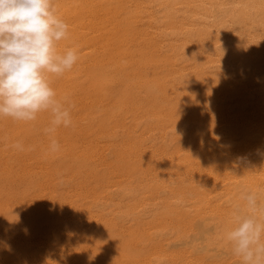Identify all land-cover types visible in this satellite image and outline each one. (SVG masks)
Here are the masks:
<instances>
[{
	"label": "bare ground",
	"instance_id": "obj_1",
	"mask_svg": "<svg viewBox=\"0 0 264 264\" xmlns=\"http://www.w3.org/2000/svg\"><path fill=\"white\" fill-rule=\"evenodd\" d=\"M54 5L72 125L0 119V264H239L219 229L264 192V0Z\"/></svg>",
	"mask_w": 264,
	"mask_h": 264
},
{
	"label": "clouds",
	"instance_id": "obj_2",
	"mask_svg": "<svg viewBox=\"0 0 264 264\" xmlns=\"http://www.w3.org/2000/svg\"><path fill=\"white\" fill-rule=\"evenodd\" d=\"M69 25L57 14L54 0H0V119L35 121L48 113L52 135L72 125L74 105L57 96L49 77L70 71L78 61L71 47L58 51ZM13 147L23 150L17 141ZM50 151L60 145L50 140ZM233 207L232 225L220 227V240L239 264H264V192L244 188ZM156 264H163L157 260Z\"/></svg>",
	"mask_w": 264,
	"mask_h": 264
},
{
	"label": "rangeland",
	"instance_id": "obj_3",
	"mask_svg": "<svg viewBox=\"0 0 264 264\" xmlns=\"http://www.w3.org/2000/svg\"><path fill=\"white\" fill-rule=\"evenodd\" d=\"M126 207H128V206H126ZM195 208H199V206H198V207H195ZM126 209H128V208H126ZM194 212H195V211H194ZM194 212L192 211V212H191L192 214L190 213L189 215H190V216H191V215H194V214L196 213V212H195V213H194ZM189 215H188V217H190Z\"/></svg>",
	"mask_w": 264,
	"mask_h": 264
}]
</instances>
